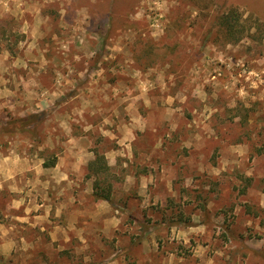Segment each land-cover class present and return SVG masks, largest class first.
<instances>
[{"label":"rangeland","instance_id":"1","mask_svg":"<svg viewBox=\"0 0 264 264\" xmlns=\"http://www.w3.org/2000/svg\"><path fill=\"white\" fill-rule=\"evenodd\" d=\"M263 188L264 0H0V264H264Z\"/></svg>","mask_w":264,"mask_h":264},{"label":"trees","instance_id":"2","mask_svg":"<svg viewBox=\"0 0 264 264\" xmlns=\"http://www.w3.org/2000/svg\"><path fill=\"white\" fill-rule=\"evenodd\" d=\"M237 18V16H236ZM238 18L235 19L234 15L231 14L227 16L225 13H221L216 16L215 23L218 26V31L223 36H231L238 29ZM56 163V157L53 156L52 159L46 160L42 163L43 167H51ZM88 168L91 171V174L95 177L93 184L92 195L97 200H110L111 196V184L106 183L105 187L101 185L102 181L98 180V177L101 173L108 170V164L103 154L95 153V158L91 160L88 164ZM98 176V177H97ZM264 190V188H263Z\"/></svg>","mask_w":264,"mask_h":264},{"label":"crops","instance_id":"3","mask_svg":"<svg viewBox=\"0 0 264 264\" xmlns=\"http://www.w3.org/2000/svg\"><path fill=\"white\" fill-rule=\"evenodd\" d=\"M55 165H56V164H55ZM55 165H54V166H55ZM54 166H51V167H54ZM51 167H43V168H45V169H50Z\"/></svg>","mask_w":264,"mask_h":264}]
</instances>
